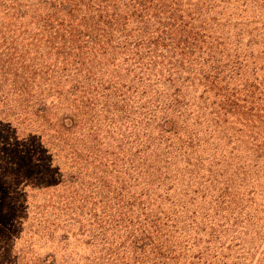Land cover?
Wrapping results in <instances>:
<instances>
[{
  "label": "trees",
  "instance_id": "16d2710c",
  "mask_svg": "<svg viewBox=\"0 0 264 264\" xmlns=\"http://www.w3.org/2000/svg\"><path fill=\"white\" fill-rule=\"evenodd\" d=\"M193 1L0 0V130L74 246L0 264H264V88Z\"/></svg>",
  "mask_w": 264,
  "mask_h": 264
},
{
  "label": "rangeland",
  "instance_id": "374dc122",
  "mask_svg": "<svg viewBox=\"0 0 264 264\" xmlns=\"http://www.w3.org/2000/svg\"><path fill=\"white\" fill-rule=\"evenodd\" d=\"M194 0L199 4L202 28L215 38L214 63L237 60L245 72L260 78L264 88V0ZM228 57V59H227ZM219 67L223 69L222 64ZM225 63V64H226ZM247 68V69H246ZM264 91V90H261ZM10 129L0 130V247L9 251L42 254L73 249L59 239L45 246L56 226L57 164L43 159L34 164L28 157L8 151Z\"/></svg>",
  "mask_w": 264,
  "mask_h": 264
}]
</instances>
